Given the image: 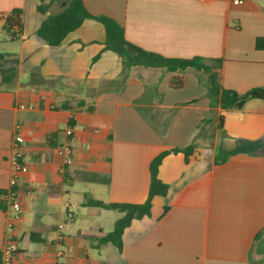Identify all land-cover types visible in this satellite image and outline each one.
Returning a JSON list of instances; mask_svg holds the SVG:
<instances>
[{
  "label": "crops",
  "instance_id": "1",
  "mask_svg": "<svg viewBox=\"0 0 264 264\" xmlns=\"http://www.w3.org/2000/svg\"><path fill=\"white\" fill-rule=\"evenodd\" d=\"M82 2L144 51L219 61L225 89L244 94L264 86V49L255 47L264 39V0ZM39 3L0 0V249L11 234L14 264H53L60 234L63 264H264V100L212 106L208 76L193 68L132 66L122 76V61L105 48L104 26L94 19L50 46L36 31L59 4L44 15ZM16 8L22 33L11 38L1 27ZM172 75L183 77L182 87L169 86ZM68 125L74 153L64 164L57 148ZM16 135L22 169L13 179ZM192 143L187 157L162 158L157 177L167 193L124 229L121 250L99 244L122 214L85 202L142 204L151 161ZM85 172L97 179L84 180ZM11 188L20 204L16 220L1 194Z\"/></svg>",
  "mask_w": 264,
  "mask_h": 264
},
{
  "label": "trees",
  "instance_id": "2",
  "mask_svg": "<svg viewBox=\"0 0 264 264\" xmlns=\"http://www.w3.org/2000/svg\"><path fill=\"white\" fill-rule=\"evenodd\" d=\"M40 0L37 5V11L41 14H46L49 6L53 3L59 4V10L56 13L46 15L41 22L36 34L48 45H58L65 36L71 31L78 28L85 19H94L100 22L105 29V48L116 53L122 61V72L130 69L132 66H150V67H165L171 71L176 69L193 68L203 70L207 74L206 89L207 95L211 99L212 106L218 104L225 110L241 108L244 103L250 99L264 100V86L249 90L244 94H239L233 90L225 89L219 82L217 70L220 67V62L208 65L204 63L202 58H165L160 54L154 52L144 51L141 48L129 43L124 35L123 28L113 19L104 16L91 15L82 0ZM22 10L20 8L13 9L4 18L1 31L11 36V38H19L22 33ZM255 47L257 49H264V39L256 38ZM40 79L34 73L31 77ZM60 78H54L49 81L57 83ZM183 77L172 75L169 78V86L172 88H179L183 86ZM82 105V104H80ZM91 109V108H88ZM194 144L192 143L186 148L172 149L161 152L150 163V185L148 196L142 204L130 203H105L98 200H88L85 203L89 206L102 208L105 210H114L120 212L122 215L114 224L111 232L106 233L98 239L99 244L111 242L118 250L122 246V232L128 227L134 219H141L150 215V207L152 198L154 196H165L167 193V186L162 183L158 177V166L164 156L169 153H183L186 157L192 153ZM82 178L86 181H94L97 177L93 174L82 173ZM12 191L13 188H11ZM7 191H2L1 194H6ZM5 203L0 202V209L5 210ZM167 208H164L166 210ZM261 236L258 234L257 238ZM1 258V252H0Z\"/></svg>",
  "mask_w": 264,
  "mask_h": 264
},
{
  "label": "built area",
  "instance_id": "3",
  "mask_svg": "<svg viewBox=\"0 0 264 264\" xmlns=\"http://www.w3.org/2000/svg\"><path fill=\"white\" fill-rule=\"evenodd\" d=\"M202 1H208V0H202ZM240 0H233V3L238 4ZM65 134V141L63 144L57 148L58 154L62 157L63 163L68 164L70 160L72 159L74 150L71 145V137H72V127L71 125H68L66 129L64 130ZM21 136L16 135L13 141V147H14V154L11 158L12 163V178L15 179L22 169V162H21V152H20V143H21ZM2 200L8 202L11 206V208L14 210L13 219H17L19 217L18 211L20 210V204L17 201V193L15 191H12L9 189L6 194H2ZM71 214L68 213L66 218L71 219ZM62 225H58L59 229H62ZM10 231V229H8ZM62 241L63 236L58 235L57 236V244L59 245V248L56 250L55 253V260L53 264H63L61 259L64 256V251L62 248ZM18 251V244L13 239L11 234H8L6 241L2 248L0 249L1 252V258H0V264H14V257L15 254Z\"/></svg>",
  "mask_w": 264,
  "mask_h": 264
}]
</instances>
